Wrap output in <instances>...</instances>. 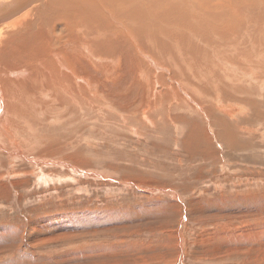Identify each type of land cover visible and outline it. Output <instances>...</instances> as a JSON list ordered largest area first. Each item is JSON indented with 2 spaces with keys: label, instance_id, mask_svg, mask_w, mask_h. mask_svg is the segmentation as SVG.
<instances>
[{
  "label": "rangeland",
  "instance_id": "374dc122",
  "mask_svg": "<svg viewBox=\"0 0 264 264\" xmlns=\"http://www.w3.org/2000/svg\"><path fill=\"white\" fill-rule=\"evenodd\" d=\"M252 8L264 0L200 2L218 19L192 60L172 67L133 38L111 93L48 110L60 124L38 136L67 165L47 180L0 167V264H264V42L234 32Z\"/></svg>",
  "mask_w": 264,
  "mask_h": 264
},
{
  "label": "bare ground",
  "instance_id": "6f19581e",
  "mask_svg": "<svg viewBox=\"0 0 264 264\" xmlns=\"http://www.w3.org/2000/svg\"><path fill=\"white\" fill-rule=\"evenodd\" d=\"M203 1L205 0H0V167L4 166L9 170L6 172L8 175L19 177L26 169H14L10 165L27 161L33 165L30 174L34 175L36 168L41 170L38 175L41 180L50 178V175L45 174L44 167L56 164L65 167L67 164L64 161L58 162L52 158L51 153L57 144L42 147V140L38 136L39 132L43 134L41 132L46 129L44 127L51 122L59 123L54 117L48 119V110L56 113L61 109L66 113L71 99H75L79 110L83 112L87 98L97 99L98 96L111 93L116 85L117 64L122 49L138 50L137 46H132L133 38L140 43V49H146L153 56L159 52V56L165 58L172 67L180 64L177 62L187 56L186 51L189 53L192 44L205 42V47H209L210 41L204 35L206 41H203L200 34V29L203 28L200 26L209 18L210 28H206H209L208 31L214 30L213 20L218 18L199 15L198 7ZM253 8L252 13H255ZM172 17H177V20L171 19ZM231 17L230 21L233 20ZM223 19L226 22L228 20ZM186 25H190L186 31L189 36L186 32L183 33ZM229 27L224 31H231L232 28ZM234 32L243 38H257L259 42H264V13H255L254 18L248 19L243 29L240 25ZM240 36L234 37L241 40ZM242 43L243 41L240 42L241 45ZM192 47L194 52V46ZM202 47L204 46L200 45ZM237 48L234 51L239 52ZM222 49L227 51L228 48L222 46ZM219 52L220 50L217 53ZM142 54L145 55H140L142 59L148 56L147 53ZM182 68L181 66L180 69ZM249 72L253 73L251 70ZM103 79L107 81V87L98 89ZM71 167L75 172L82 171L79 166L70 165Z\"/></svg>",
  "mask_w": 264,
  "mask_h": 264
}]
</instances>
